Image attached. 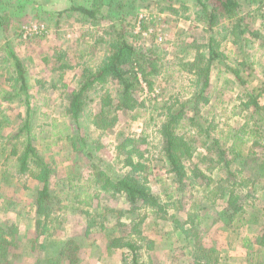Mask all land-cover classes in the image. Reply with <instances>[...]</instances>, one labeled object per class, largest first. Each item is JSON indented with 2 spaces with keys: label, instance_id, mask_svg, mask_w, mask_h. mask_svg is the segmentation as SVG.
<instances>
[{
  "label": "rangeland",
  "instance_id": "obj_1",
  "mask_svg": "<svg viewBox=\"0 0 264 264\" xmlns=\"http://www.w3.org/2000/svg\"><path fill=\"white\" fill-rule=\"evenodd\" d=\"M19 2H0V15L10 18L6 26H0V112L8 116V125L0 130V144L12 142L6 137L13 136L21 121L29 118L33 145L49 165L50 186L60 193V205L66 209L54 205L51 218L56 221L49 225L54 233L45 240L34 227L32 207L41 184L28 173L18 174L14 157L5 158L9 147L4 150L0 145V180L7 178L0 189L12 203L3 211L0 200V225L14 224L18 229V247L9 251L11 264H35L52 256L53 249L44 251L39 246L54 240L77 243L73 264H122L125 258L129 263L128 249L111 247L109 253L107 247L115 238L138 247V264H196L195 256L200 264H264V245L260 244L264 233V109L256 113L253 107L243 106L251 96L264 106V11L247 15L255 5L243 2L245 23L258 33L255 37H231L217 26L212 45L219 43L221 59L210 64L209 87L202 100L194 95L200 92L203 79L190 64L200 54L205 55L203 63L208 59L211 35L197 20L195 1L136 0L129 12L119 16L125 17L128 42L148 52L149 62L158 70L150 77L155 96L137 91L141 106L115 111L119 85L110 81L104 88L89 91L84 111L76 120L67 113L72 91L80 86L82 70L95 68L104 58L110 23L100 20L93 26L89 20L77 19L75 13L59 16L73 0H30L24 6ZM140 14L145 17L137 25ZM31 24L45 25L47 33L24 39L21 30ZM7 42L25 65L27 97L22 92L20 98L3 99L1 90L10 91V82L4 80L10 64L2 49ZM193 96L195 100L188 102ZM107 98L112 102L106 110L113 111L107 121L114 117L115 121L99 129L93 118ZM170 105L174 111L185 106L176 130L185 146L177 152L189 148L192 155L183 158L186 175L181 182L164 158L159 132L164 107ZM119 134L145 140V144L137 142L143 156L133 175L159 198L164 211L148 206L129 211L123 196H112L111 189L106 191L94 182L92 164L110 168V174L132 173L125 155L119 156L116 150ZM234 147L243 156L229 154ZM216 149L224 150L226 162L231 161L228 167ZM68 174L73 175L76 189L66 186ZM221 192L226 193L224 199L213 202ZM230 193L244 211L233 217L228 216L234 213L227 203ZM198 248L208 251L204 255L209 258L200 259L203 251Z\"/></svg>",
  "mask_w": 264,
  "mask_h": 264
},
{
  "label": "trees",
  "instance_id": "obj_2",
  "mask_svg": "<svg viewBox=\"0 0 264 264\" xmlns=\"http://www.w3.org/2000/svg\"><path fill=\"white\" fill-rule=\"evenodd\" d=\"M27 1L30 0H20L21 6L26 5ZM194 6L199 8L197 12V20L202 22L211 35L208 43V59L204 61V54L196 56L194 61L190 64L191 69H196L198 75L203 79V83L200 88V92L195 94L196 98L200 95V99L205 100V94L209 87V67L212 61L221 59L219 54V43L212 45V42L215 40L212 39L215 30L217 31V26L222 30L230 32L231 37L242 38L248 36H258L257 32L252 31L249 26L245 23V16L242 12L243 2L251 6L255 5V8H251L246 14L249 15L251 12H263L264 11V0H194ZM1 2V0H0ZM20 2L18 4H20ZM136 0H84L83 2H76L73 0L69 9L59 12V16L63 13H75L77 14V19L80 20H89L93 26L98 24V21L105 20L110 23L108 48L106 49V54L104 58L94 67H87L81 72V82L77 90L72 91L71 99L69 106L67 108V113L72 119H79L80 114L84 111V103L88 99V93L90 90L95 89L97 86L103 87L110 81L118 82L119 90L117 97V104L114 107L115 111H128L133 110L135 107L141 106L143 102L138 101L136 97V92L140 91V85L137 75L141 76V79L146 84L149 92H153L154 83L150 79L151 76L157 74L158 70L155 67V64L149 62L148 52L144 51L141 48H135L131 43L128 42V38L125 30V17L122 15L126 12H129L132 9L133 4ZM247 6V7H249ZM122 14L121 16H119ZM10 18L5 15H0V26H6ZM226 21V22H222ZM246 39V38H245ZM236 43V40H232ZM248 40H246L247 42ZM8 42L5 46L2 47L5 50V58L7 57L6 64L9 63V68H6L7 77L4 79L5 82H10L9 90H1L4 100H11L14 98H20L22 92H24L27 97V82L25 78V65L21 60L17 58L14 51L11 47L8 46ZM61 56L58 57L60 59ZM203 63V65H202ZM205 64V65H204ZM11 67V68H10ZM152 67V68H151ZM136 69V70H135ZM234 75L238 76V71L236 69L231 70ZM200 78V80H201ZM104 88V87H103ZM98 89V88H97ZM100 91V88H99ZM104 96H109L107 93ZM192 97L188 102H193L195 97ZM256 98V97H255ZM253 96L250 97L249 102H245L243 106L249 108L250 106L254 108L255 112L259 113L260 110L264 109V106H259ZM105 100V99H104ZM107 101L101 104L98 113L93 118L94 125L99 129H106L111 127L115 121V117L109 122L107 121V116L110 112H113L109 109L106 110V107L111 106L112 99L107 98ZM28 104V102H25ZM29 106V105H27ZM166 109L164 114V120L161 122V127L159 132L161 134V139L163 142V152L164 158L167 160V163L170 166V169L176 179L181 182L186 175L185 167L183 165V158H191V154L188 152L189 148L185 150L179 147L185 146V143L177 136L176 130L181 126L180 122L182 120L184 105L181 106V109L174 111L173 107L170 105L164 107ZM29 109V108H28ZM110 111V112H109ZM4 112V111H3ZM0 112V130L4 128L5 125H8V116ZM191 119V118H190ZM7 123V124H6ZM29 118L22 120L19 124L20 127L17 128L16 133L13 136H7L8 140L3 145V149L9 147V153L5 156L6 159L13 158V165L16 167V172L18 174H27L30 179L41 184V189L36 193L32 207L35 213L34 227L39 232L40 235H45L46 239H49L54 232L51 231L49 225L56 221V219L51 218L53 212V207L55 204L61 203L60 193H58L53 187H51V169L49 165L45 162L44 158L39 154L36 147L33 145L32 133L29 125ZM259 129L256 130V133L259 134ZM207 131H204L206 137ZM24 137V139H22ZM122 134L118 136V142L116 145V150L118 151L119 156H124L126 163L131 167V174L121 175L115 173H108V169L105 167L99 166L98 164H92L94 182L96 184L101 183L102 189L113 192L111 195L116 194L123 196L130 206L129 211L140 210L144 207H150L152 209L156 208L158 211H164L160 203L159 198L149 191V188L144 186L143 183H140L136 180V176L133 175L135 172L136 166L141 165L138 159H141L143 156L142 152H139V144L137 142H142L145 144V140L137 141L133 138H123ZM15 141V142H14ZM216 143V142H214ZM235 149V150H234ZM231 148L229 154L231 153L234 158L238 156H243V152H236V147ZM218 150V155L220 160L225 161L226 166L231 162H226L225 152L222 149ZM180 153V154H179ZM137 161L134 162V160ZM201 158L200 160H203ZM233 161V160H232ZM135 167V168H134ZM197 169L194 168V171ZM71 171L70 169L68 170ZM68 173V172H67ZM199 173L196 171L195 177ZM4 177V176H3ZM202 179H205L204 176L200 174ZM67 184L66 186L70 189H76V186L73 184V175H66ZM2 180L6 181L7 178ZM0 180V183L2 182ZM62 182V181H61ZM1 187V186H0ZM79 189H82L80 187ZM61 191V189H59ZM0 189V200L2 202L3 211L8 210L9 206L12 205L11 199L5 197V194H2ZM57 192V193H56ZM62 192L66 193L65 190ZM4 193V192H3ZM226 193L221 192L217 197L213 199V202L216 199H224ZM233 194V192H232ZM232 194L227 198V203L231 206L232 212L229 217H233L238 211L243 213V207L236 206L237 198L233 197ZM65 199H69L68 194L66 193ZM88 204V203H86ZM61 209H66V206H61ZM114 211L111 209V212ZM131 212V213H132ZM58 219V218H57ZM177 224L176 221H174ZM17 233L18 229L14 224H3L0 225V264H11L9 261V251L11 248L16 249L18 247L17 243ZM187 236L188 231L184 232ZM121 238L111 239L107 247L109 253H111V247L116 248H126L132 255V260L127 263L126 258L122 260V264H138L137 249L134 244L130 242L121 243ZM260 244L264 245V233L262 234ZM77 243L71 240L63 241H49L46 245V242L39 246L44 251L52 250V256L45 257L44 260H37L35 264H63L65 261L72 263V258L75 257L78 247ZM199 251H203V256H200V259L209 258L204 255L206 252L201 248H198ZM75 252V253H73ZM48 253V252H47ZM196 264L199 257L195 256Z\"/></svg>",
  "mask_w": 264,
  "mask_h": 264
},
{
  "label": "built area",
  "instance_id": "obj_3",
  "mask_svg": "<svg viewBox=\"0 0 264 264\" xmlns=\"http://www.w3.org/2000/svg\"><path fill=\"white\" fill-rule=\"evenodd\" d=\"M144 17L145 16H143L142 14L138 16V18L136 19L137 25L143 22ZM21 33L24 39L31 38V37H38V36H43L44 34H46L47 28L43 24H33V25L31 24V25L23 27L21 30ZM137 77H138L139 85H140L139 94H144V95L151 94L154 97L155 96L154 93L148 91L146 84L141 79V76L138 74Z\"/></svg>",
  "mask_w": 264,
  "mask_h": 264
}]
</instances>
